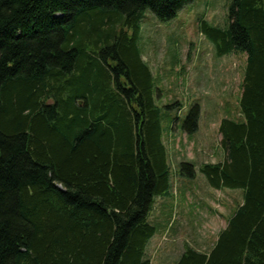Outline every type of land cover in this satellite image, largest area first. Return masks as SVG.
Listing matches in <instances>:
<instances>
[{"label":"trees","instance_id":"trees-1","mask_svg":"<svg viewBox=\"0 0 264 264\" xmlns=\"http://www.w3.org/2000/svg\"><path fill=\"white\" fill-rule=\"evenodd\" d=\"M193 1L0 0V264H151L170 131L140 23ZM200 31L218 56L245 55L240 119L218 127L225 159L199 167L244 203L209 253L186 246L174 264H264V0H232L224 28ZM199 117L195 105L180 132Z\"/></svg>","mask_w":264,"mask_h":264},{"label":"rangeland","instance_id":"rangeland-1","mask_svg":"<svg viewBox=\"0 0 264 264\" xmlns=\"http://www.w3.org/2000/svg\"><path fill=\"white\" fill-rule=\"evenodd\" d=\"M231 3L232 0H194L169 22H158L150 12H144L141 19L138 47L153 85L161 91L157 104L168 119L163 129L170 131L164 136L170 172L169 194L177 203L175 211L180 222L177 227L180 234L170 232L167 240L162 236L164 231L160 236L156 232L146 255L151 264H174L185 244L196 246V235L184 226L190 209L197 223L192 227L193 231L198 229L200 236L197 217L207 212L215 215L226 195L235 199L241 195L240 190L210 188L199 172L200 165L218 164L225 159L218 132L221 120L240 119L238 101L245 55L218 56L213 44L200 31L202 21L224 28ZM175 103L178 105L166 108ZM195 105L200 108L198 130L187 136L180 132V126ZM175 118V122L170 123ZM182 162L194 165V177L181 173ZM159 202L164 205L167 201L159 199ZM159 202L155 205L159 206ZM162 220L163 215L150 217L153 224ZM216 231L215 226L214 233ZM161 248L169 255L162 261L157 256V250Z\"/></svg>","mask_w":264,"mask_h":264},{"label":"crops","instance_id":"crops-1","mask_svg":"<svg viewBox=\"0 0 264 264\" xmlns=\"http://www.w3.org/2000/svg\"><path fill=\"white\" fill-rule=\"evenodd\" d=\"M240 194L241 195L237 199L233 198L230 194L226 195L227 198H225L224 202L222 201V204L218 206L219 208L216 211L215 215L213 214L210 215L207 212L197 217V220L200 223V227H201L200 236L198 235V229L193 231L192 227L195 226V224L197 223L195 219L196 217L193 215L192 210L190 209L189 213H187L184 226L187 227V229L190 228L192 230V234L196 235L197 240L194 241L196 246H189L185 244V247L186 246L191 247L192 249H195L196 251H199L201 253H205V254L209 253L217 243L220 233L227 228L229 221L235 216L239 208L243 206L244 203L243 193L241 192ZM171 197L172 196L169 194L168 196L165 197L156 198L153 209L149 215V219L151 216L157 217L159 215L160 216L163 215V220L156 221L154 225L157 228V233H159V236L164 231L162 236L164 235L166 237V240L168 239L170 232L172 234L175 233L180 234L179 229L177 230V227L180 225V222L177 221L179 219V216L178 215L176 216V211H175L177 207V203ZM159 199H164V201L166 200L167 202L164 205H161L162 202H159ZM157 202H159V206L155 205ZM163 209L165 210L163 211ZM215 226L217 227V231L214 233ZM152 239L150 240L146 248V255L151 248L150 243ZM162 248L157 250L158 259L161 261L166 260L167 257L169 256L168 253L164 252L166 250Z\"/></svg>","mask_w":264,"mask_h":264}]
</instances>
